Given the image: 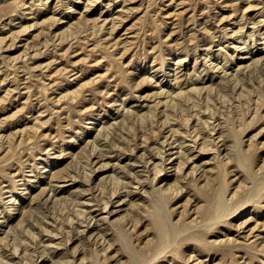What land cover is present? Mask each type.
Listing matches in <instances>:
<instances>
[{"label":"rangeland","instance_id":"374dc122","mask_svg":"<svg viewBox=\"0 0 264 264\" xmlns=\"http://www.w3.org/2000/svg\"><path fill=\"white\" fill-rule=\"evenodd\" d=\"M66 258L264 264V0H0V264Z\"/></svg>","mask_w":264,"mask_h":264},{"label":"bare ground","instance_id":"6f19581e","mask_svg":"<svg viewBox=\"0 0 264 264\" xmlns=\"http://www.w3.org/2000/svg\"><path fill=\"white\" fill-rule=\"evenodd\" d=\"M225 72V71H224ZM193 87V86H192ZM210 92V91H209ZM208 92V93H209ZM178 94H180V93H178ZM121 114V113H120ZM144 115V114H143ZM140 117H141V114H140ZM139 117V118H140ZM121 118V117H120ZM118 119V118H117ZM141 119V118H140ZM139 119V120H140ZM126 121V120H125ZM112 123H113V121H112ZM131 124V123H130ZM125 125V124H124ZM127 125V124H126ZM110 126V125H109ZM192 126V125H191ZM104 127H106V126H104ZM107 127H108V125H107ZM200 128V127H199ZM105 129V128H104ZM106 130V129H105ZM107 130H109L108 128H107ZM196 130H197V128H196ZM112 131V130H111ZM111 131H109V132H111ZM199 131V130H198ZM186 132V131H185ZM196 132V131H195ZM102 137V136H101ZM219 137V136H218ZM104 138V137H103ZM115 138V137H114ZM105 140V139H104ZM114 140H116V139H114ZM223 140V139H222ZM95 144V143H94ZM105 144V143H104ZM169 144V143H168ZM225 144V143H224ZM105 146V145H104ZM109 146V145H108ZM230 147V146H229ZM100 149V148H99ZM92 151V150H91ZM102 151V150H101ZM104 151V150H103ZM221 153V152H220ZM163 154V153H162ZM182 154V153H181ZM102 155H103V153H102ZM193 159V158H192ZM195 171H196V169H195ZM87 174V173H86ZM62 176V175H61ZM67 176V175H66ZM66 176H64V178L66 177ZM90 176V175H89ZM88 176V177H89ZM117 176H119V175H117ZM68 177V176H67ZM60 178V177H59ZM58 178V179H59ZM119 178V177H118ZM60 180V179H59ZM61 181V180H60ZM132 182V181H131ZM50 185V184H49ZM125 186V185H124ZM53 187V186H52ZM120 189V188H119ZM52 190V189H51ZM226 190H224L223 188H221L219 191H217L216 193H215V195H214V200H215V202H216V205H217V207L219 208V210L220 211H223V213H224V211L226 210V206H225V200H224V192H225ZM54 192V191H53ZM115 192V191H114ZM117 192V191H116ZM115 192V193H116ZM103 193V192H102ZM253 194V193H252ZM50 196V195H49ZM159 198V197H158ZM49 199V198H48ZM53 199V198H52ZM161 200V199H160ZM55 202V201H54ZM53 202V203H54ZM161 202V201H160ZM164 202V201H163ZM162 202V203H163ZM52 203V202H51ZM248 203V202H247ZM54 206V205H53ZM162 206V205H161ZM157 207V206H156ZM158 207H159V205H158ZM54 208V207H53ZM228 210V209H227ZM169 212V211H168ZM226 213V212H225ZM156 214L157 215H159L160 217H161V214L159 213V212H157V210H156ZM89 215V214H88ZM91 216V215H90ZM164 216V215H163ZM167 216L168 215H166V218H167ZM46 217V216H45ZM49 218V217H48ZM168 218H170V217H168ZM106 219V218H105ZM106 221V220H105ZM160 221V220H159ZM162 222V221H161ZM159 223V231L161 232L160 234H161V237L164 239V238H167L168 237V231L166 230V228H165V225L164 224H162V223ZM166 224V223H165ZM171 226H172V224H171ZM29 227V226H28ZM86 228V227H85ZM91 228V227H90ZM172 228H173V226H172ZM29 230V229H28ZM86 230V229H85ZM8 234V233H7ZM74 236V235H73ZM159 236V235H158ZM69 238V237H68ZM175 240V239H174ZM67 241V240H66ZM96 242V241H95ZM164 249V248H163ZM14 250H17V249H14ZM160 250V249H159ZM44 252V251H43ZM159 252V251H158ZM13 254V253H12ZM87 257V256H86ZM84 257H82V259H83ZM65 259V258H64ZM69 259V258H68ZM87 259V258H86ZM148 259V258H147ZM152 259H154V258H152ZM35 260V259H34ZM70 261L69 260H67V258H66V260H65V264L66 263H69ZM152 262V261H151ZM34 263V262H33Z\"/></svg>","mask_w":264,"mask_h":264}]
</instances>
